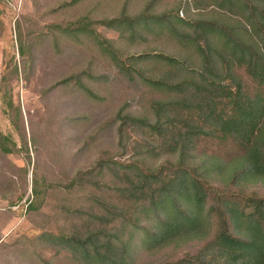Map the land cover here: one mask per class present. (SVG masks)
Masks as SVG:
<instances>
[{
  "label": "rangeland",
  "instance_id": "1",
  "mask_svg": "<svg viewBox=\"0 0 264 264\" xmlns=\"http://www.w3.org/2000/svg\"><path fill=\"white\" fill-rule=\"evenodd\" d=\"M208 3L210 0H0V81L6 80L12 102L20 108L14 127L0 97V132L12 137L18 149L10 155L0 152V264H92V259L75 253L77 243L89 234L100 242L112 241L109 250L119 258L124 245L136 244L141 232H151L156 213L135 203L127 188L130 182L135 184L136 175L150 176L176 163L168 142L173 134L163 130L162 122L156 132L130 121L122 125V118L144 119L153 126L151 102L169 98L164 91L144 86L139 71L168 83L174 81L170 76L181 72L188 84L196 79L186 74L191 71H178L179 65L168 66L156 54L186 57L168 22L187 32L184 22L223 21L226 17L236 23L230 15L196 9L208 7ZM124 15L141 18L144 27L140 25L132 36L93 24ZM80 26H85V34H79ZM18 34L28 46L24 56L18 53ZM94 34L99 37L97 42L104 39L115 50L113 56L95 44ZM187 60L188 64L197 62L191 53ZM15 67L18 77L13 75ZM235 73L246 93L259 92L244 70ZM232 82L224 84L234 91ZM192 91L190 84L188 92ZM198 113L187 108L184 120L193 119L189 124L200 127ZM207 125L202 131L205 134L195 138L191 152L195 158L188 163L196 165L210 157L230 163L242 154L238 142L207 131ZM178 126L174 133L188 130ZM79 174L81 182L74 185ZM34 181L39 184L40 197L33 212L26 207L32 200ZM206 181L230 190L221 197L223 209L230 202L242 211L252 210L247 199L252 198L262 203L264 211V180H235L225 185L224 178ZM147 202L143 200V205ZM216 223L214 216L205 220L204 228L210 231L205 238L181 235L162 243L150 242L136 251L129 264H229L217 253Z\"/></svg>",
  "mask_w": 264,
  "mask_h": 264
},
{
  "label": "trees",
  "instance_id": "2",
  "mask_svg": "<svg viewBox=\"0 0 264 264\" xmlns=\"http://www.w3.org/2000/svg\"><path fill=\"white\" fill-rule=\"evenodd\" d=\"M241 1L244 3L240 4ZM196 9H209L212 14L218 11L237 21L230 23L222 15L223 21L210 19L184 22L188 26V32L178 31L175 24L168 22L170 32L176 34L173 33V39L185 50L186 57L181 59L159 53L156 58L167 61L168 66L179 65L178 71H191L186 74H193L196 78L190 83L193 91L188 92L189 79L182 72L170 76L174 81L168 83L163 78L147 77L139 71L144 86L164 91L169 94V98L151 102L150 107L155 117L153 126L145 124L144 119L129 116L122 118V125L130 121L156 132L160 131L162 122L163 130L173 134L168 142L170 154L177 156L176 163L161 167L156 174L150 176L136 175L135 184L130 182L127 188L135 203L145 206L146 211L156 213L157 222L151 232H141L136 244L124 245L119 258L109 250L112 241L102 239L103 242H100L99 237L93 239V235L89 234L82 242L77 243L75 253L79 257L92 259V264H129L136 251L150 242H165L168 237L186 235L191 239L205 238L210 232L204 228L205 220H211L213 216L217 220L213 230H217L218 234L213 235V239L215 238L214 242L216 239L220 241L216 246L221 257L229 261V264H264L262 203L247 198L253 206L252 210L247 208L242 211L230 202H226L223 209L221 197L225 198L230 190H221L206 181L209 177L224 178L225 185L226 182L232 183L235 180H264V0H210L208 7ZM93 24L131 33L132 36L137 33L136 28H141L140 25L144 27L141 18L125 15L109 22L95 21ZM84 29L85 26H80L79 34H85ZM17 37L18 53L24 56L28 46L19 34ZM97 37L94 34L95 44L104 47L103 50L107 49L106 54L113 56L112 52L115 50L104 39L97 42ZM190 53L196 57L197 62L188 64L187 56ZM237 69L244 70L256 82L259 86L258 93L250 95L245 92L238 82L239 77L235 73ZM13 75L18 77L17 67L14 68ZM190 77L193 78L192 75ZM224 81H234L236 89L232 91L230 86H225ZM7 87L6 80L2 78L0 97L6 108L5 114L16 127V116L19 117L20 108L14 106L11 91ZM187 108L197 112L199 110V120L196 121L201 123L200 127L189 124L195 121L193 119L184 120L183 113ZM178 124L188 130L177 133L180 128ZM205 124L209 127L207 131H212L213 134L218 132L222 139L230 138L238 142L242 147V154L230 163L214 157L203 159L196 165L188 163L189 158H195L191 153L195 138L205 134L202 132ZM174 130L177 132L174 133ZM0 152L3 155L18 152L13 138L1 132ZM81 179L79 174L78 179L74 178L73 184L80 183ZM38 188L39 184L34 181L32 200L27 202L28 211H37L34 204L40 197ZM143 200H147V204L143 205Z\"/></svg>",
  "mask_w": 264,
  "mask_h": 264
}]
</instances>
